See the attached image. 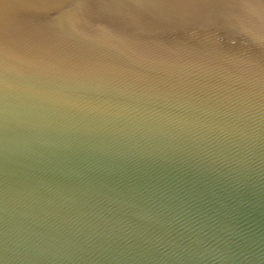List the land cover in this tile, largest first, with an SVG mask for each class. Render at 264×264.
<instances>
[{
	"label": "water",
	"instance_id": "water-1",
	"mask_svg": "<svg viewBox=\"0 0 264 264\" xmlns=\"http://www.w3.org/2000/svg\"><path fill=\"white\" fill-rule=\"evenodd\" d=\"M0 264H264V0H0Z\"/></svg>",
	"mask_w": 264,
	"mask_h": 264
}]
</instances>
